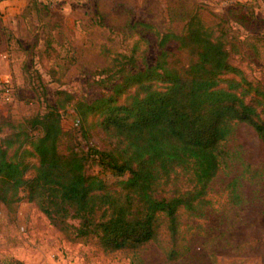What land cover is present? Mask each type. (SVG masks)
<instances>
[{
    "label": "trees",
    "instance_id": "trees-1",
    "mask_svg": "<svg viewBox=\"0 0 264 264\" xmlns=\"http://www.w3.org/2000/svg\"><path fill=\"white\" fill-rule=\"evenodd\" d=\"M223 35L193 12L182 33L160 35L154 63L139 57L137 42L129 54L116 53L100 69L105 93L86 100L57 89L52 101L43 99L42 111L17 124L5 118L12 131L0 137V201L15 210L24 190L68 239L124 251L132 264H145L141 251L150 242L167 260L181 258L189 248L181 214L203 215L209 184L231 158L225 141L235 125L249 124L264 145V88L232 61L238 45L228 47ZM170 39L178 52L165 48ZM182 52L186 60L178 56ZM68 106L77 116L75 144L62 123ZM94 114L98 120L91 125L103 130L107 147L95 143L88 130ZM89 157L121 178L112 185L87 173ZM182 178L184 188L178 185ZM237 183L229 187L234 203L242 200ZM159 187L171 193L157 196ZM6 264L24 262L10 258Z\"/></svg>",
    "mask_w": 264,
    "mask_h": 264
},
{
    "label": "rangeland",
    "instance_id": "rangeland-1",
    "mask_svg": "<svg viewBox=\"0 0 264 264\" xmlns=\"http://www.w3.org/2000/svg\"><path fill=\"white\" fill-rule=\"evenodd\" d=\"M28 7L17 32L9 33L13 47L0 53V137L12 131L5 118L17 124L42 111L43 99L52 101L57 89L86 100L105 93L107 87L98 79L106 74L100 69L116 53L129 54L136 42L139 57L154 63L160 35L182 33L193 12L216 33L223 32L228 47L231 42L238 45L232 48V61L248 80L264 88V0H30ZM240 15L242 25L235 22ZM165 48L179 51L173 39ZM178 56L187 59L185 52ZM260 114L264 118V110ZM76 117L72 106L63 111L62 123L74 144L80 141ZM97 118L90 115L87 125ZM88 130L95 143L109 146L99 126L92 124ZM80 145L86 148L83 141ZM225 147L231 158L209 184L203 215L181 214L187 253L167 260L150 242L141 251L145 264H264V145L249 124L238 122ZM86 171L112 185L121 178L90 157ZM234 179L240 203H234L229 192ZM178 185L186 186L184 178ZM170 189L159 187L155 194L168 196ZM20 195L15 210L0 201V264L10 258L24 264H132L124 251L106 252L91 241L68 239L27 200L24 190ZM163 237L168 238L167 232Z\"/></svg>",
    "mask_w": 264,
    "mask_h": 264
},
{
    "label": "crops",
    "instance_id": "crops-1",
    "mask_svg": "<svg viewBox=\"0 0 264 264\" xmlns=\"http://www.w3.org/2000/svg\"><path fill=\"white\" fill-rule=\"evenodd\" d=\"M29 4L30 0H0V53L6 52L11 45L13 47L12 34L9 33L17 32L19 24L24 22V11ZM223 15L227 16L225 13ZM235 22L239 23L237 19Z\"/></svg>",
    "mask_w": 264,
    "mask_h": 264
}]
</instances>
